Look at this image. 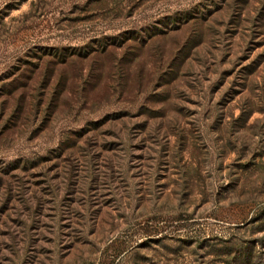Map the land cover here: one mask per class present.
<instances>
[{"label":"rangeland","instance_id":"374dc122","mask_svg":"<svg viewBox=\"0 0 264 264\" xmlns=\"http://www.w3.org/2000/svg\"><path fill=\"white\" fill-rule=\"evenodd\" d=\"M0 264H264V0H0Z\"/></svg>","mask_w":264,"mask_h":264}]
</instances>
